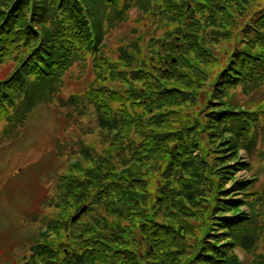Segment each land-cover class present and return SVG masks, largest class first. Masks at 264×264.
Wrapping results in <instances>:
<instances>
[{
	"label": "rangeland",
	"instance_id": "rangeland-1",
	"mask_svg": "<svg viewBox=\"0 0 264 264\" xmlns=\"http://www.w3.org/2000/svg\"><path fill=\"white\" fill-rule=\"evenodd\" d=\"M33 1L15 29L41 36L63 26L75 55L51 99L39 95L32 101L30 94L21 96L13 87L11 103L0 102V264H49L46 255L35 251L38 246L52 248L58 254L56 264H66L60 254L72 250L85 226L95 227L92 232L109 230L99 219L127 231L113 244L115 253L103 252V258L96 253L90 264H134L125 261L129 255L119 248L136 254L137 264H209L195 254L208 253L210 244L222 251L218 264H264V70L253 71L263 68L257 61L264 57L249 60L244 54L264 53V45L252 38L264 33L249 23L264 0H218L223 9L217 11L210 8V0H155L146 5L144 0H87L80 5L90 28L89 42L73 34L66 12L61 6L52 9L48 0H40L48 10L40 7L36 21ZM202 5L207 9L199 10ZM9 8L0 4L4 15ZM2 28L0 22V87L11 82L39 41L26 40L28 33L11 41L14 34ZM124 72L150 75L149 81L153 74L163 75L154 89L162 100L151 108L146 103L151 88L144 90V77L127 80ZM107 86L121 93L130 87L142 92L139 97L126 92L110 106L119 116L125 106L139 114L133 125L149 133H131L136 141L132 150L119 148L118 140L127 141L118 139L121 134L98 125L95 99L102 97L90 98L89 92L103 88L107 96ZM216 113L223 115L213 119ZM157 116L162 119L158 124L153 123ZM241 126L242 133L234 131ZM253 137L257 151L251 154L244 145ZM105 159L132 180L133 185H123L131 190L127 198H141V203L130 200L126 206L131 208L128 219L111 209L123 200L108 207L111 198L96 205L78 194L77 183ZM190 159L193 165L182 168L179 162ZM185 183L194 186L192 200ZM159 194L163 197L156 199ZM81 211L83 216L74 222ZM236 212L245 217L231 230L215 224L222 214ZM151 231L155 247L142 240ZM248 235L256 237L252 249L242 242Z\"/></svg>",
	"mask_w": 264,
	"mask_h": 264
},
{
	"label": "trees",
	"instance_id": "trees-1",
	"mask_svg": "<svg viewBox=\"0 0 264 264\" xmlns=\"http://www.w3.org/2000/svg\"><path fill=\"white\" fill-rule=\"evenodd\" d=\"M10 1L11 0H0V4L13 7L12 10L9 8V11L6 15L3 14L2 12L3 9L0 10V22L3 25V28H2L3 33H6L8 31L13 33L14 38H11V41L14 40L16 37H19L20 39L23 40L22 35H26L27 33L28 34L26 36V40L29 41V38H30V40L36 39V41L37 40L39 41H38V44L32 50V52H30L27 55L25 59L27 60V62L24 63L23 66L19 68V70L16 72L11 82L8 83L6 86L0 87V92H2V94L0 95V102L2 103V99H3L4 103H11V97H12L11 88L13 87L16 88V91H19V94L21 96L23 94H25L26 96L30 94L32 101H35L36 97L39 95L43 96L44 100H46L45 96H47L49 100L51 99V95L53 96L56 92H58V89L60 88V85H61V79H60L62 77L61 73L74 58L75 48L73 47L71 43L72 41L71 35L63 26L54 31L50 30L48 32V35L47 33L46 34L43 33L41 34V36L34 33L33 31L29 32L28 30H26V32H22L18 28L15 29L18 26V24H21L25 21L26 11H28L29 9L28 6L30 5V3H32V0H17L16 3L14 1L13 2L12 1L10 2ZM86 1L87 0H48L47 2H50L54 5L52 9L58 6H61L63 10L66 12V16L69 18L70 24L75 28V32L73 34H75L77 38H79L80 40L82 41L87 40L89 42L88 38L90 35V28L83 16V10L80 5V3H85ZM90 1L96 2L95 0H90ZM102 1H105V0H102ZM134 1H137V0H134ZM144 1L146 5L150 3L151 1H155V0H144ZM210 1H211L210 4L212 5L210 8L214 7L215 11H217L218 9L219 10L223 9L222 7L219 8L220 5H219L218 0H210ZM39 3H40V0L33 1V5H34L33 7L35 8L34 14L36 15L35 16L36 21H39L41 17V14L38 12L40 7L44 11L48 10L47 5L45 8L44 4H39ZM173 5L176 7L180 6V4H173ZM130 6L131 4H129L127 8H129ZM140 6L143 9H145L141 4ZM184 7H186V5H184ZM198 7L200 10L201 8L207 9L208 6L202 5ZM48 12H50V10ZM242 13L240 12L239 14H242ZM47 14H50V13H47ZM249 19H250L249 23H251V26H253L254 24L255 27H259L262 33H264V6L260 8L259 10H257L256 12H254L250 16ZM96 23H99V22H97L96 20H93L94 27L95 26L98 27ZM252 38H254L255 44L258 42L261 45H264V34L260 35L258 33H255L252 36ZM185 44H187V46L191 45L189 40H186ZM187 46H184L185 51H188V49H186ZM0 50H1V47H0ZM33 53H34V56L32 55ZM244 54L248 56L249 60H252V58H258L261 55L264 57V53H261L260 55H254L249 52H244ZM126 59L131 60L132 59L131 55L127 54ZM257 62H263V68L261 69L254 68L253 71L260 74L264 70V58ZM239 63L243 65L242 61H240ZM246 74H250V72H247ZM141 75H142L141 73L138 75L136 72L135 73L132 72L130 74H127L124 72L123 77L127 80H128V76H132L134 79L138 77H144L143 79L145 80V83H146L144 90L147 91L148 87L151 88V92L149 93L147 97L146 103H148V105H150V107L152 108L157 103H159V101L162 100L161 95L159 94L161 92H158L159 96L156 97L154 89L156 87L158 88V85L160 84L159 79H161L163 75L161 74L151 75L153 77L152 81H149L148 76L150 75H143V76ZM29 78H30V81H29ZM227 79L228 77L226 78L225 82L226 81L229 82ZM32 88H34V90H32V93H31L29 91H31ZM3 89H4V92H3ZM103 91L104 89L100 88L99 93H97V91L95 90L89 92L90 98L95 99L96 95H98L100 98L102 97L101 100L99 101L95 99L96 106H97V112L99 115L97 118L98 125L102 129L113 131L115 133H119V135L121 134L118 139L123 138L127 141L123 144L122 141L118 140V142L121 143V146H119V148L121 147L123 148V146H126L128 150H132L134 145L136 144V141L132 140L134 138L131 136V133L139 134L140 136H145V137H147L149 133L145 131L143 127L133 125L132 122L136 118L139 117V114H135L131 109L125 106V108H123L121 111L122 116H119L118 114L112 111V108H110V106H111V102L113 101V99L123 97V95H125L126 92H128L129 95L132 97H139V95H141L142 92L134 91V87H130L125 92L121 93L119 91L114 90L113 88L109 89L108 86L105 89V93L107 94V96L104 95ZM3 93H9V96H5L3 95ZM71 100L74 101L75 98L72 97ZM75 102L79 103L77 100H75ZM131 102L135 103L134 98H132ZM220 115H223V113H216L213 119L215 118L220 119ZM157 118L158 119L153 118V123H156V124L160 123L162 119H159L160 117L158 116ZM131 126H132V130L130 129ZM234 131L237 133L239 132L242 133L243 126H241L239 129L234 128ZM159 136L161 138L167 137V135H164V134H159ZM127 142L128 144L126 145ZM244 146L251 154H254L257 151V144H256V140L254 137L247 140ZM111 148L114 149V147L112 146ZM83 152H85L86 155L89 154L87 150ZM171 153H172L173 159H176L175 154L173 152ZM192 160L193 159L180 161L179 163H182L184 165L182 166V168L186 167V169L188 170V166L193 165ZM106 161H107L106 159L103 160L100 163V165H98L94 170H90L88 172V177L85 180H83L82 182L79 181V183H77L80 187V189L78 190L79 191L78 194H80L82 198L88 197L90 203L96 204V205L105 202L106 199L111 198V201H106L108 207L112 205L116 201V199L119 198L120 200H123L122 205L121 206H117V205L111 206V209L119 212L121 215H124L122 217L128 219L131 208H129V206L126 208V206L131 203L130 200H133V204L137 205L141 201V198L135 197L134 195L127 198L129 193L131 192V190H127V186L133 185L132 180L129 181L126 172H123V174H120L119 172H117L118 166L113 165L111 162H109V160L107 162ZM121 181H124L125 184L119 185ZM123 185H127V186L124 187ZM184 185H185L184 188L186 190V195L192 200V196L194 193L193 192L194 189L192 187L194 186L191 184H186V183ZM67 186L71 188L72 184L68 183ZM115 195H117V198L115 197ZM161 197H163V194H159L158 196H156V199H160ZM228 201L233 204L238 200L228 199ZM97 208L99 209L98 206ZM98 209H94V211H97ZM237 213L239 212L234 213V215L232 216H227L225 214H222V216H219L218 222H215V224L219 223L221 225H224L226 229L231 230L241 220L242 217H245L243 214H237ZM83 214H81L78 217V219H76L74 222L78 221L83 216ZM99 220L103 221L104 225L106 226L105 229H109V230L107 232H103L102 230L92 232L95 229V227L89 226V225L85 226L83 229L84 231L83 234H78L76 236L75 244L73 243L74 246L72 247V250L69 251L67 255L61 252L60 255L64 257L66 264H90V259H92L96 255V253L101 258L104 257V256H101L103 252L110 253L109 250H111L113 251V253H115L116 249L112 248L113 244L117 243L118 240L122 238V233L126 232L127 229L123 228L122 225H120L119 223L111 225L110 222H108L105 219H99ZM151 229L152 228L150 226L146 230L150 231ZM86 233L87 234L92 233V235L86 236ZM154 235H155V232L151 231L150 237L149 238L144 237L142 238V240L148 242L149 246L152 245L155 247V245H157L158 242L156 240H152ZM138 241L139 243L143 245L146 244V242H142L141 240H138ZM242 242L246 249H252L255 246L256 237L253 235L252 236L248 235L245 238H243ZM69 243L70 242L68 240V243H67L68 246H69ZM210 246H212V249H210L208 253H202L200 251H197V253L195 254V257H199V259H202L203 263L218 264V262L220 261V258L218 257V255L222 254V251L218 249L219 245L215 246L213 244H210ZM119 249L125 250L126 255L127 254L129 255V257L125 258L126 259L125 261H128L129 259V260H132L134 264L140 263L139 258H135L136 254H134V256H130L131 254H133L131 250H128V249L126 250L122 248H119ZM35 251L37 253L46 255L48 259L47 262L49 264L57 263L58 254L53 252L52 248L38 246L35 248ZM110 259L112 258L110 257ZM114 264H119V263L115 261Z\"/></svg>",
	"mask_w": 264,
	"mask_h": 264
},
{
	"label": "water",
	"instance_id": "water-1",
	"mask_svg": "<svg viewBox=\"0 0 264 264\" xmlns=\"http://www.w3.org/2000/svg\"><path fill=\"white\" fill-rule=\"evenodd\" d=\"M81 214H82V211L74 217V220H76Z\"/></svg>",
	"mask_w": 264,
	"mask_h": 264
}]
</instances>
